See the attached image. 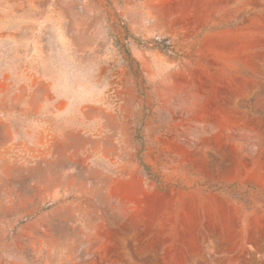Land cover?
<instances>
[{"label": "rangeland", "instance_id": "rangeland-1", "mask_svg": "<svg viewBox=\"0 0 264 264\" xmlns=\"http://www.w3.org/2000/svg\"><path fill=\"white\" fill-rule=\"evenodd\" d=\"M0 264H264V0H0Z\"/></svg>", "mask_w": 264, "mask_h": 264}]
</instances>
